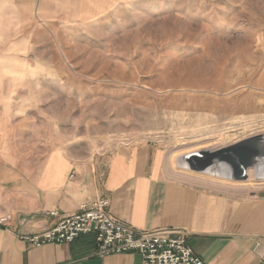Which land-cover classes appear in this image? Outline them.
<instances>
[{
	"label": "rangeland",
	"instance_id": "obj_1",
	"mask_svg": "<svg viewBox=\"0 0 264 264\" xmlns=\"http://www.w3.org/2000/svg\"><path fill=\"white\" fill-rule=\"evenodd\" d=\"M36 2L0 0V158L99 160L143 141L187 175L189 154L264 135V0H134L116 35H32ZM256 175L210 186L248 197Z\"/></svg>",
	"mask_w": 264,
	"mask_h": 264
},
{
	"label": "crops",
	"instance_id": "obj_2",
	"mask_svg": "<svg viewBox=\"0 0 264 264\" xmlns=\"http://www.w3.org/2000/svg\"><path fill=\"white\" fill-rule=\"evenodd\" d=\"M133 2L37 0L30 34L75 29L85 35L99 28L103 35H116L117 21H131ZM82 39L89 42L86 36ZM131 43L128 38L130 52ZM131 59L126 53L124 60ZM21 159L0 158V218H12L0 227V264H142L137 253L98 258L93 235L71 245L40 248L20 239L51 228L60 217L98 199L109 200L111 218L137 230L187 232L190 246L206 264H264V190L248 197L215 190L180 174L166 151L143 141L121 144L99 160L61 149ZM53 211L60 216H51Z\"/></svg>",
	"mask_w": 264,
	"mask_h": 264
},
{
	"label": "built area",
	"instance_id": "obj_3",
	"mask_svg": "<svg viewBox=\"0 0 264 264\" xmlns=\"http://www.w3.org/2000/svg\"><path fill=\"white\" fill-rule=\"evenodd\" d=\"M109 200L98 199L82 204L78 211L60 217L51 228L36 234L21 235L20 239L33 247L48 244L71 245L84 236H95L96 256L137 253L142 264H206L192 249L185 231L143 232L120 223L108 214ZM51 216H60L53 211ZM11 216L0 218V227L11 222ZM264 260V254L260 256Z\"/></svg>",
	"mask_w": 264,
	"mask_h": 264
},
{
	"label": "water",
	"instance_id": "obj_4",
	"mask_svg": "<svg viewBox=\"0 0 264 264\" xmlns=\"http://www.w3.org/2000/svg\"><path fill=\"white\" fill-rule=\"evenodd\" d=\"M260 146L255 138H248L236 144L224 147L216 152L204 150L189 154L185 160L189 169L197 173H205L215 161H221L232 171L235 181L248 179V171L259 158Z\"/></svg>",
	"mask_w": 264,
	"mask_h": 264
},
{
	"label": "bare ground",
	"instance_id": "obj_5",
	"mask_svg": "<svg viewBox=\"0 0 264 264\" xmlns=\"http://www.w3.org/2000/svg\"><path fill=\"white\" fill-rule=\"evenodd\" d=\"M253 138H255L257 140V142L260 146V155H259V158L253 163L252 167L248 171V179L247 180L250 182H252L254 180L255 174H257L256 175L257 179L264 180V135L253 137ZM185 158L186 157L181 159V166L185 169L190 170ZM189 172L190 173H188L185 176H191L193 178H199L204 183H207V184L212 185V186L231 187L232 189H237L233 185H228L227 183H225L223 181V180H228V181L232 182L231 184H233L234 182H237L233 178L231 169L221 161L213 162V164L207 168L205 173H197V172H193V171H189ZM210 173H214L213 176L218 177L221 180L214 179V178L208 179L207 176H209ZM180 174H182L184 176L183 173H180ZM239 190H241V189H239Z\"/></svg>",
	"mask_w": 264,
	"mask_h": 264
}]
</instances>
